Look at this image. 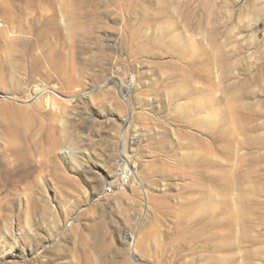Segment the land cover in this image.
Here are the masks:
<instances>
[{
	"label": "rangeland",
	"instance_id": "374dc122",
	"mask_svg": "<svg viewBox=\"0 0 264 264\" xmlns=\"http://www.w3.org/2000/svg\"><path fill=\"white\" fill-rule=\"evenodd\" d=\"M1 108L0 264H264V0H0Z\"/></svg>",
	"mask_w": 264,
	"mask_h": 264
},
{
	"label": "bare ground",
	"instance_id": "6f19581e",
	"mask_svg": "<svg viewBox=\"0 0 264 264\" xmlns=\"http://www.w3.org/2000/svg\"><path fill=\"white\" fill-rule=\"evenodd\" d=\"M30 5V4H29ZM27 6V5H26ZM37 7V6H36ZM31 8H32V6H31ZM35 8V7H34ZM22 9V8H21ZM20 9V10H21ZM28 10H30V9H28ZM25 12V11H24ZM36 12V11H35ZM35 12H34V14H35ZM50 14V13H49ZM19 15V14H18ZM42 15V14H41ZM47 16V15H46ZM42 17V16H41ZM45 17V16H44ZM43 17V18H44ZM32 18V17H31ZM46 18V17H45ZM42 20H44V19H42ZM46 20H47V18H46ZM49 20V19H48ZM52 21H50V23L49 22H44V21H40L39 20V18H34L33 20H32V22L30 23V25L28 26V30H29V32H31V34H32V36L29 38V40L27 41V40H24V38H23V36H22V34H21V31H20V29H19V27L17 26V27H15V28H13V29H16V39H18V42H19V46L21 45V46H23V44H24V46L23 47H25L26 46V48L27 49H31V50H28V51H34L36 48H38V47H40V45H42L43 43H45V41L47 40V38H49V37H51L52 35H50L51 33H52V31H53V29L54 28H52L53 27V24L51 23ZM29 23V22H28ZM24 27V26H23ZM17 33H20V34H17ZM49 40V39H48ZM22 50H24V48L22 49ZM27 51V52H28ZM25 52V51H24ZM29 53V52H28ZM31 53V52H30ZM33 53H35V52H33ZM29 55V54H28ZM111 76V75H110ZM116 81V80H115ZM41 85V84H40ZM116 85V84H115ZM118 85V84H117ZM122 85H123V83H122ZM41 87L42 86H37L36 88H35V90L33 91V94H37L38 92H41L42 91V89H41ZM114 88V87H113ZM119 89H123V87L122 88H119ZM126 90V89H125ZM53 91V90H52ZM123 91V90H122ZM120 92H121V90H120ZM126 92V91H125ZM57 93V92H56ZM124 93V92H123ZM47 96V95H46ZM8 97V96H7ZM35 97V96H34ZM32 98V97H31ZM44 99H46V98H44ZM50 101H52V100H49V98L48 99H46V105L47 106H49V105H51V102ZM6 102V101H5ZM8 102V101H7ZM54 103V102H53ZM75 103V102H74ZM5 104H7V103H5ZM8 105H9V102H8ZM39 105V107H41L40 106V104H38ZM6 106V108H4V110L6 111L5 112V114L7 113V114H9L11 117H13V118H16V119H19V120H21V121H24V119H25V117H24V112H23V110L21 109V108H19V107H16V106H14V107H8L7 105H5ZM33 106V105H32ZM3 107V106H2ZM35 108V107H34ZM54 108V107H53ZM3 108H1L0 110H2ZM43 109V108H42ZM28 110H30V109H28ZM33 110H35V109H33ZM61 111V110H60ZM3 112V111H2ZM5 114H3V115H5ZM112 114V113H111ZM33 115V114H32ZM6 116V115H5ZM8 117V116H7ZM26 120V119H25ZM66 125V124H65ZM124 125V124H123ZM127 154V153H126ZM10 164V163H9ZM14 165V164H13ZM83 172V171H82ZM150 205V204H149ZM135 232V231H134ZM127 235V234H126ZM137 236H138V234H137ZM129 243V242H128Z\"/></svg>",
	"mask_w": 264,
	"mask_h": 264
}]
</instances>
